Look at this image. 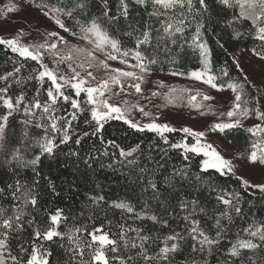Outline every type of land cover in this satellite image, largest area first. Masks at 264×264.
Instances as JSON below:
<instances>
[{"label": "snow or ice", "instance_id": "obj_1", "mask_svg": "<svg viewBox=\"0 0 264 264\" xmlns=\"http://www.w3.org/2000/svg\"><path fill=\"white\" fill-rule=\"evenodd\" d=\"M28 8L55 27L45 29L43 42H24V29L0 35V50L15 54L4 62L10 67H0V264H264V209L257 217L254 201L245 199L264 200V179L253 182L238 167L264 168V80L257 86L247 74L232 78L227 66L214 71L209 35L221 48L227 36L264 61V0H19L2 18ZM185 56L196 66L186 67ZM165 65L173 77L230 91L228 110L217 116L204 103L216 97L162 80L155 83L167 92L145 96L142 85ZM133 95L162 97L161 107L186 100L200 116L217 119L203 131L176 128L139 100L118 99ZM112 121L162 143L122 147L104 134ZM177 132L184 136L171 140ZM210 133L226 140L240 133L245 142L228 158ZM93 138L99 147L86 153L70 147ZM61 146L87 169H123L126 195L110 200L96 184L78 215L58 206L41 213V189L63 199L65 189L43 174L44 161L57 159ZM173 151L179 164L170 163ZM224 177H234L240 191ZM77 187L68 185L69 198ZM116 210L140 224H114L108 213Z\"/></svg>", "mask_w": 264, "mask_h": 264}, {"label": "trees", "instance_id": "obj_2", "mask_svg": "<svg viewBox=\"0 0 264 264\" xmlns=\"http://www.w3.org/2000/svg\"><path fill=\"white\" fill-rule=\"evenodd\" d=\"M215 32H219L220 29L217 27L214 29ZM210 39V45L213 48V69L214 71L218 72V69L221 66H227L229 69V74L232 78L241 77L244 75V73H240L239 69L235 67L233 56H236V52L241 53H249L245 50L244 45H237L236 43H230L228 41V37L225 36L222 40V43H225V47L221 48L218 44L215 43L216 36L213 34H209ZM44 39L41 38H28L24 37V42H43ZM72 43H76L72 41ZM228 44L229 46H234L235 48L233 50H229V48L226 46ZM247 47H252L251 42L247 43ZM15 56V54L11 53H5L3 50H0V67H10V65H6L4 62L7 59V57ZM184 59L188 60L189 63L186 65L188 68L195 67V63L193 61V58L191 56H185ZM31 63V62H30ZM115 67H124L120 64H113ZM63 67V66H61ZM95 74L98 78H101L104 76L103 70L96 71ZM167 78L164 80L163 78ZM227 79V78H225ZM164 81L166 84L176 87V88H190V89H199L203 93H207L208 88L207 86H201L196 81H191L188 79H185V77L176 76L173 77L169 75V68L167 65H165L164 70L160 71L159 69H155L152 73L150 81L146 85H142V88L144 89V95L150 96L151 91H161V92H167L168 89H158L155 82L157 81ZM250 80V78H249ZM195 94V91L192 93ZM252 94L255 95V90H252ZM129 99L130 102H136V100H139L140 104L145 107L146 111L153 112L154 115L159 116L160 114L164 112H172L176 114H185L192 112L194 108H191L186 100L185 101H178L175 105H167L161 107V105L165 104V101L162 97H151V102L148 100H144L136 95L124 97L121 96L118 99ZM200 97L197 98V101H200ZM139 113H133L134 117H136ZM83 127V125H81ZM105 136L107 139H114L117 143L121 144L122 147L128 148L129 146H134L135 144L139 142H143V146H147L149 143L152 142V140H156L158 143H162L159 141V139L155 136L154 133H138L135 130L129 128L127 125H125L122 121H112L108 125H106V131ZM170 136V139L175 141L179 140L182 136H184V133L177 132V133H171L168 134ZM190 139V138H189ZM226 140V139H225ZM232 141L231 145L234 146L236 149H241V146L244 145V135L237 133L234 135H231L227 138L228 141ZM96 143L95 139L89 140L87 143L77 146V145H70L72 148H77L81 150L82 153H86L89 151V149L92 147V145ZM96 146L99 147V144L96 143ZM69 146H61L60 155L55 160H45L44 166H43V174L46 177L52 178L57 185L65 189V192L63 193V199L60 200L58 198H54L49 196L46 192L41 189V213L44 208H54V207H62L65 208L66 211L72 215H78L80 210L85 207L86 201H87V195L90 194V192L95 188L96 184H100L102 190L107 195L108 199H115L117 197L123 198L126 193L127 189L125 187V180L124 177L121 175V171L123 169H115V168H100L98 165H94L93 169H87L83 163L77 164L75 157H70L64 155V153L68 152ZM173 159L170 161V163L179 164L180 159L175 151L171 153ZM103 162L105 164L111 163V161L108 158H102ZM199 158L194 157L193 158V169L195 170L196 162ZM50 166V167H49ZM28 175H31L29 172ZM215 178V174H214ZM222 183L226 184L229 188L235 189L237 191H240L239 186L237 185L234 177H224L221 181ZM72 183L75 185H78L77 188L73 189L75 192V195L71 196L69 198L70 193L68 192V185ZM59 190V189H58ZM130 194V193H128ZM245 199H252L255 203V208L253 209V212L257 217H260L261 210L264 209V200H261L259 195L252 197L250 194L245 196ZM132 214H125L121 216V212L119 210L116 211H109L108 217L113 220V223L116 222H127V224L135 227L140 224L139 221H134L131 219ZM99 222V221H98ZM145 228H148L151 226V222H145L143 225ZM159 225L157 226V228ZM173 227H175V223H173Z\"/></svg>", "mask_w": 264, "mask_h": 264}, {"label": "rangeland", "instance_id": "obj_3", "mask_svg": "<svg viewBox=\"0 0 264 264\" xmlns=\"http://www.w3.org/2000/svg\"><path fill=\"white\" fill-rule=\"evenodd\" d=\"M19 0H0V35H8L11 36L15 34L18 30L24 29L26 33H30V35H26L25 37L32 38H41L44 39L42 33L45 32V29H51L55 26L51 21L46 20L42 17L39 12H37L33 8H28L25 11L20 13H10L8 18H2L3 11L6 10L5 6L9 3H18ZM38 29V31H37ZM63 34V33H62ZM71 39V38H70ZM76 42L75 40H72ZM229 50H233L234 46H229L226 44ZM237 59H239L241 67L244 69V74L250 78V80L255 83L257 86L261 85V81L264 80V61H260L259 59L251 56L250 53H241L236 52ZM113 64H119L117 62H113ZM123 66V65H121ZM166 80L167 78H163ZM186 79V78H185ZM189 80V79H188ZM198 82L201 86L206 87L202 82ZM208 91L207 94L216 97L215 101H205L204 103L212 104L216 109L217 116L219 112L228 110V101L231 99L232 94L230 91L218 92L215 89H211L207 86ZM190 113L185 114H176L172 112H164L159 115L158 122H166L175 126L176 128L180 127H192L195 130L203 131L206 130L207 127L214 121H216L217 116H200L196 109L191 110ZM136 120H140L142 122H147V118H144L141 114H138L135 117ZM221 119H225V117H221ZM249 124L253 123L252 121H248ZM208 140L210 142H214L215 146L222 151V153L231 158L233 153L238 151L234 146L230 145L225 138L217 133H210L208 136ZM240 174L244 175L246 178L251 179L253 182H260L264 179V168L260 167H247L241 166Z\"/></svg>", "mask_w": 264, "mask_h": 264}]
</instances>
